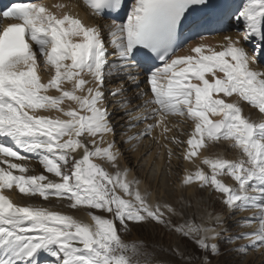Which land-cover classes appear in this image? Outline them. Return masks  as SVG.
Here are the masks:
<instances>
[{"label": "snow or ice", "instance_id": "6c2138e0", "mask_svg": "<svg viewBox=\"0 0 264 264\" xmlns=\"http://www.w3.org/2000/svg\"><path fill=\"white\" fill-rule=\"evenodd\" d=\"M84 4L92 17L125 7L124 0ZM68 8L36 0L13 3L0 12V17L18 21L0 28V138L10 141H0V165H6L0 166V264H39L41 254L52 258L50 264H173L154 258L142 241L122 238L130 224L149 222L191 240L206 254L204 264H211L207 256L220 254L223 217L207 213L199 224H175L173 217L186 212L168 202L152 204L151 194L141 192V182L128 179L130 169L121 168V152L107 139L114 135L108 97L125 110L132 101L122 86L106 96L105 84L109 79L136 84L139 75L133 69L138 66L144 67L150 88L141 93L144 104L135 119L153 122L125 143L156 139L153 132L159 128L163 139L186 146L176 158L196 170L185 171L181 187L218 193L233 212L255 210L243 222L255 223V230L229 242L250 241L239 250L245 254L264 248V71L253 67L256 55L244 46L257 40L264 54V0H246L234 14L245 27L239 38L226 35L213 46L198 33L200 42L188 55L177 54L181 29L189 21L194 27L230 21L227 6L209 0H134L126 22L114 19L107 26L118 57L112 62L103 27L84 23ZM153 57L162 67L152 64ZM42 72L49 73L46 81ZM244 103L258 110L261 119L246 114ZM170 117L191 121V132H183L180 123L170 127ZM173 128L178 135L169 136ZM210 145H225L240 156L204 155ZM163 147L170 165L175 153L168 144ZM31 154L53 179L27 175V165L16 162L32 159ZM14 188L44 201L66 200L73 210H95L88 212L91 223L48 207L14 203L5 194ZM173 253L183 259L179 245Z\"/></svg>", "mask_w": 264, "mask_h": 264}, {"label": "bare ground", "instance_id": "6f19581e", "mask_svg": "<svg viewBox=\"0 0 264 264\" xmlns=\"http://www.w3.org/2000/svg\"><path fill=\"white\" fill-rule=\"evenodd\" d=\"M57 3H63V4L69 5V8L66 9V11H70L72 15L78 16L84 23L102 26L105 38L111 39L110 35L108 34V27H107L111 23H106V21L100 20L96 17H92L91 12L85 8L83 1H81V0H63V1L57 2ZM53 10L55 11V9H53ZM229 35H231V34H229ZM233 36L235 38H239V36L236 34ZM105 41H106V39H105ZM213 41H214V39H212L210 41H204V42L207 44L213 45V43H214ZM219 43H221V42H218L217 45ZM195 45H191V47H193ZM244 46H245V44H244ZM191 47L184 50L183 53H181L180 55L192 54V53H190ZM245 48H246V46H245ZM247 50L249 51L250 54H253L251 49L248 48ZM40 59L42 60V58H40ZM256 59H257V64L253 65V67L258 66L259 70L264 71V68L261 67L259 64L260 60H259V58H257V56H256ZM41 75H42V78L46 81L49 73L42 72ZM139 78H140L139 80L144 79L143 76H140ZM106 84H108V83L106 82ZM115 85H114V87H115ZM118 86H121V85H119V84L116 85V87H118ZM123 86L127 87L128 85H123ZM128 88H130V86ZM50 94H55V93L53 91ZM107 94H108V91H106V88H105V95L107 96ZM126 96H128V94H126ZM114 103H115L114 101H111L109 103V105L114 104ZM243 107H244L245 113L250 115L252 119H254V120H260L261 119V114L258 113V110L251 108L246 103L243 104ZM118 110L119 109H109L108 110L110 114H114V117L110 120V122L114 128V135H110L109 137H107V139L111 140V141H114V138L116 137L115 133L118 130L125 129L129 125L128 124L129 122L127 121V119L131 118V116L124 118L123 115L120 114L124 111L120 112ZM140 112H141V110H140ZM143 114L150 116V114H148V112L147 113L144 112ZM53 115H55V113H53ZM140 115H141V113H140ZM125 116H127V115H125ZM179 119L182 121V118L170 117L168 120L169 126L171 127L173 124L179 123V121H180ZM182 125L185 126L184 122L182 123ZM191 130L192 129H190L189 132H191ZM168 134H172V133L170 132ZM153 137H155L156 139L144 138V139L136 141V142L132 141L131 143H126V145H123L120 142H117V143L115 142L117 148L121 152V159H120L121 168L122 169H124V168L130 169V175H129L128 179L129 180L135 179V180H139L141 182L140 183V190L142 193L148 192L151 194L150 195V202L152 204L158 203L157 200L159 198H162L161 195H163V197L166 195V197L163 200H159V203L168 202V203H171L174 207H176L177 203L175 204L174 202H172L171 198L168 199L167 190H165V194L161 193L160 191L158 194L157 188H158L159 184L157 185V183H159V181H160L159 179H161L160 176H162V180H161L162 183H166V182L168 183L169 181L178 180L176 188L175 189L173 188V189L179 190V192L183 196H185V198H187L186 200L188 202L183 201L184 203L182 204V200H180V202H178V204H179V206H177L178 208L176 207L177 210L178 211L184 210L186 212V215H185L186 220H188V221L195 220V222L198 224L202 222V218L204 221H206V219H207L206 214L210 213V211L206 212L207 209L211 210V214L214 215L215 207L217 205L218 200L214 199V202L211 203V200H213L211 195L206 196L205 192H200L195 188H189L187 190L183 189L180 185V180L182 179L186 170L194 172L196 170L195 165H193L192 163L185 161L183 159H181V161H178L176 159L175 160L172 159L171 164L169 165L168 160H167V156H166V153H167L166 149H163V141L165 139H163L160 136V129L159 128H157L153 132ZM182 150H181V147L179 146L178 152H180V154H181ZM203 154L207 155V156L219 155V156H223L227 159H238L240 156V153L238 150H227V146H225V145H210L206 150H203ZM31 155L33 156L35 154H31ZM147 155H148V157H146ZM22 162L27 166L30 163H34L33 161H28V160L22 161ZM22 162H17V163H22ZM197 163H199V160H197ZM35 165L36 166H42L38 161L36 162ZM35 165L28 167L29 171L32 170ZM1 166L6 167V165H1ZM105 167L107 168V170L110 173L115 172V169L108 167L107 165H105ZM180 167H182V169H180ZM201 167H203V166L201 165ZM36 168H37V170H40L38 167H36ZM44 172H46V171H44ZM33 174L39 175L40 173L38 171H36ZM179 176L181 178H179ZM177 177H178V179H177ZM53 178L54 177H50L49 179H53ZM161 187H164V185L161 184L159 189H161ZM188 190H189V192H188ZM5 194L8 195L13 200L14 203L24 205V206L31 205V206L48 207L50 209L60 211L64 214L73 215L77 219H81L85 222L91 223V219L88 216V211H89L88 209L73 210V209L68 207L69 202L66 200H64V201L59 200L58 201L56 199H52V200L44 201L40 197L24 196V195L20 194L18 192V190H16L15 188L10 190V191L5 190ZM53 203L62 205L65 207V209L63 207L59 208V207L49 206V204H53ZM189 203H192V205L196 204V206H191V208H187L186 204H189ZM203 204H207V205L203 206ZM188 211L191 214L190 216H188L189 215ZM245 213L247 215H250L251 217H254L256 215L255 210L247 211ZM226 214L227 213L225 212V218H223L224 224H225V226L231 227L233 222H232L231 218L229 216H227ZM97 215H100V214H97ZM182 219H183V217L179 216L176 219L175 224H177V225L183 224L185 222V220L184 219L182 220ZM138 227H141V226H138ZM138 227L132 226V227H130L131 230L129 232L123 233L122 238L125 240L126 243H130L127 239L129 235L130 236H131V234L137 235V233L135 231L137 230ZM162 227L165 228L164 226H162ZM247 227L252 228L253 229L252 231H254L255 228L257 227V225L255 223H253L251 226H247ZM175 236L177 237V235H175ZM181 239H185V238L181 237ZM177 243H179L181 245V241H178ZM232 253H233L234 257L237 256L234 251H232ZM238 258H240V256H238ZM43 260L49 261V264H50V261L52 260V258L48 257L46 254H41V256L39 258V264H41V262Z\"/></svg>", "mask_w": 264, "mask_h": 264}, {"label": "rangeland", "instance_id": "374dc122", "mask_svg": "<svg viewBox=\"0 0 264 264\" xmlns=\"http://www.w3.org/2000/svg\"><path fill=\"white\" fill-rule=\"evenodd\" d=\"M116 135L117 134L115 133V136ZM146 157H148V155ZM160 178L161 179H159L160 180L159 183H157V185L159 184L157 188L158 194L159 191L165 194V190H167L168 199L171 198L172 202H174L175 204L177 203L176 207L179 206L178 202H180V200L188 202L185 199V196H183L179 192V190H174L177 186L178 180L169 181L168 183L167 182L162 183L161 182L162 176H160ZM161 184H163L165 188L161 187V189H159ZM205 193L206 196L211 195V197L213 198V200H211V203L214 202V199L218 200L217 205L215 207L214 215L219 214L223 218H225V212L228 211V214L226 215L229 216L233 222L231 227L225 226L224 224L223 228L220 229L221 239L220 241H218V243L220 244V254L217 256H207V259L210 260L211 264H264V248L259 250L249 249L245 254L239 250L243 246L247 245V244H243L244 240L245 243H250V241L246 239H237L235 240V242L237 241L238 242L234 245V247L232 246L235 242L232 243L229 242L230 238L237 237L243 233H249L253 230L252 228L245 227V224H243V222L248 218V216L243 214L242 211L233 212L226 209V207L220 201L218 193L213 195L211 190ZM161 197L162 198H159L157 200L158 202L159 200H163L166 197V195L164 197L163 195H161ZM189 204H191V206H196V204L195 205L194 204L192 205V203ZM53 205L54 204H50V206ZM204 205L207 204H203V206ZM222 205L224 206L225 209L222 207ZM209 211L211 213V210L208 209L206 212ZM95 214L105 215L104 213L101 212L99 213V211H96ZM188 214H189L188 216L191 215L189 211ZM178 217L179 216L173 217L174 223L176 222V219ZM183 219L186 220L185 215L183 216ZM132 226L135 227L141 226V227H138L137 230L135 231L137 235L131 234V236L130 235L128 236L127 238L128 241L130 243L142 241L147 251L149 253H152L154 258L169 260L172 261L173 264H204L206 254L201 250H199L191 240L181 239V236L179 234L170 231L168 228H163L162 225H157L155 222H149L143 224H130V227ZM175 235H177V237ZM178 241H181V245L177 243ZM177 244L180 246V251L183 255V259H181L180 256L175 255L173 253V250L176 248ZM232 251H234L237 256L234 257ZM238 256H240V258H238Z\"/></svg>", "mask_w": 264, "mask_h": 264}]
</instances>
